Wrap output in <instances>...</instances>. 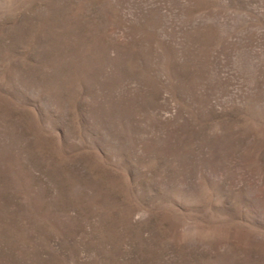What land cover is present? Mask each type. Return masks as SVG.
<instances>
[{
	"label": "rangeland",
	"instance_id": "374dc122",
	"mask_svg": "<svg viewBox=\"0 0 264 264\" xmlns=\"http://www.w3.org/2000/svg\"><path fill=\"white\" fill-rule=\"evenodd\" d=\"M0 264H264V0H0Z\"/></svg>",
	"mask_w": 264,
	"mask_h": 264
}]
</instances>
